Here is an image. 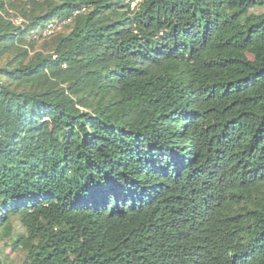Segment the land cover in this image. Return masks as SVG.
<instances>
[{
	"label": "trees",
	"instance_id": "1",
	"mask_svg": "<svg viewBox=\"0 0 264 264\" xmlns=\"http://www.w3.org/2000/svg\"><path fill=\"white\" fill-rule=\"evenodd\" d=\"M0 241L264 264V0H0Z\"/></svg>",
	"mask_w": 264,
	"mask_h": 264
},
{
	"label": "rangeland",
	"instance_id": "2",
	"mask_svg": "<svg viewBox=\"0 0 264 264\" xmlns=\"http://www.w3.org/2000/svg\"><path fill=\"white\" fill-rule=\"evenodd\" d=\"M61 30L57 29V31ZM0 252H3L5 254H7L11 259H15L16 258V253H14L8 246H6L3 242L0 241Z\"/></svg>",
	"mask_w": 264,
	"mask_h": 264
},
{
	"label": "built area",
	"instance_id": "3",
	"mask_svg": "<svg viewBox=\"0 0 264 264\" xmlns=\"http://www.w3.org/2000/svg\"><path fill=\"white\" fill-rule=\"evenodd\" d=\"M137 1H138V0H137ZM78 12H79V11H77L76 13H78ZM56 24H57V22H52V23H50V24L48 25V27L45 29L44 34H50V33L53 31V29L55 28Z\"/></svg>",
	"mask_w": 264,
	"mask_h": 264
}]
</instances>
